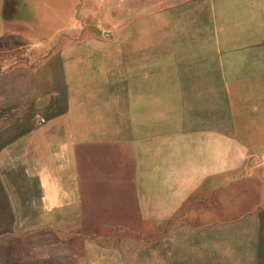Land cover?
I'll list each match as a JSON object with an SVG mask.
<instances>
[{
    "label": "rangeland",
    "instance_id": "1",
    "mask_svg": "<svg viewBox=\"0 0 264 264\" xmlns=\"http://www.w3.org/2000/svg\"><path fill=\"white\" fill-rule=\"evenodd\" d=\"M43 1L0 0V9L7 21L31 14L37 23L36 3ZM115 1L59 2L71 25L80 26L85 16L89 26L110 27L116 26ZM202 13L192 27L177 24L183 33L170 32L168 24L165 32L151 27L132 38L124 28L90 33L88 41L112 40L122 49L93 44L64 51L68 56L52 65L25 58L14 65V52L1 51L8 62L0 65V167L12 169L21 158L20 147L8 145L17 138L125 141L131 122L162 123L166 209L177 203L173 184L181 186L182 204L166 224L145 226L147 233L144 226L111 234L87 226L81 233L80 210L46 209L40 198L36 211L2 209L0 230L7 233L0 234V264H264V0L225 1L212 19ZM74 155L65 164L81 172V155ZM113 161L102 155L93 167L108 187L116 184L106 177L113 172L141 191V158L134 166ZM125 195L128 206L131 194ZM123 204L102 203L117 208L110 214L88 212L125 222ZM141 206L134 210L138 217L146 214ZM13 223L19 234L11 236Z\"/></svg>",
    "mask_w": 264,
    "mask_h": 264
},
{
    "label": "crops",
    "instance_id": "2",
    "mask_svg": "<svg viewBox=\"0 0 264 264\" xmlns=\"http://www.w3.org/2000/svg\"><path fill=\"white\" fill-rule=\"evenodd\" d=\"M59 1L47 0L36 3L35 14L39 19L37 23L32 20L31 14H19L17 20L7 21L4 11L0 9V65L8 62L7 53L1 52L5 49L14 52V65L18 63L16 60L22 58L33 63L52 65L60 58L68 56L69 53L64 54V51L86 50L93 44H104L117 51L122 49L121 43L112 40L101 41L99 37L96 38V42H90L87 40V35L90 33L99 35L105 31L112 34L124 28V33L130 34L132 38L139 32L149 34L151 27H157L159 32H165L163 28H166V24H168L167 28L171 29L170 32L183 33L186 30L176 29L177 24L192 27L199 17V11L204 12L201 14L203 17L212 19L215 9L229 0H116L115 2H119L120 5L117 3L111 7V17L116 21V26L110 27H105L100 21L89 26L84 21L85 16H81L80 26L71 25L70 13L60 6ZM132 44V41H129L124 47L131 49ZM130 80L133 81L134 78ZM164 125L148 121L131 122L128 124V129L132 132L129 139L125 141L96 137H81V142H75L69 138L14 139L8 145L20 147L18 155L21 158L17 164L14 163L12 169L6 166L0 167V210L36 211L38 208L35 203L40 198L46 205V209L80 210L81 214L78 217L81 220L79 219L78 226L81 227V233H84L87 226L95 228V231L101 230L111 234L118 230L134 233L139 227H160L166 224V220L172 219L176 209L181 207L182 191L180 185L173 184L171 192L177 194V203L174 201L173 205L168 206L167 211L165 199L167 170L164 164L167 153V133L166 128L162 127ZM169 136L175 138L176 134ZM76 146L77 150L74 148ZM74 152L81 155V172L79 166H77L78 169L76 166V169H71L67 163L69 160L65 164L64 160L70 158L71 154L74 155ZM18 155L14 156L15 161ZM102 155L114 158L115 164H131L132 166L135 163L138 164L141 158L143 161L140 177L143 181L141 191L138 186H134L133 180L128 186L124 185L123 181L120 183L119 179L122 175L113 172L107 173L109 176L106 175V177L116 178V184L112 188L108 187L111 185L108 184V180H102L104 173L93 168L95 161ZM59 158H61L60 162L56 160ZM55 163L60 164L61 168L55 169ZM22 165L27 169L26 173L23 172ZM129 192L131 202L126 206L125 193L129 194ZM39 194L42 196L40 197ZM240 198L243 199V197ZM116 199L124 203L120 210L127 211L125 222L111 221L88 212L107 209L106 211L110 214L117 208L113 207L110 210L109 206L101 205L106 202H116ZM150 203L156 206H150ZM141 205H144L143 211L146 210V214L140 213L138 217L134 210L135 208L142 210ZM236 221L239 225L242 224L243 213ZM13 224L14 228L8 234L17 235L19 234L16 231L17 225ZM33 225L36 228L37 224ZM146 227L143 229L145 233H147ZM6 233L5 229L0 230V234L6 235ZM94 235L95 232L92 236Z\"/></svg>",
    "mask_w": 264,
    "mask_h": 264
},
{
    "label": "trees",
    "instance_id": "3",
    "mask_svg": "<svg viewBox=\"0 0 264 264\" xmlns=\"http://www.w3.org/2000/svg\"><path fill=\"white\" fill-rule=\"evenodd\" d=\"M11 236H13L14 234H10ZM7 263V261L5 262V264ZM10 263V262H9ZM19 263V262H18ZM8 264V263H7Z\"/></svg>",
    "mask_w": 264,
    "mask_h": 264
}]
</instances>
